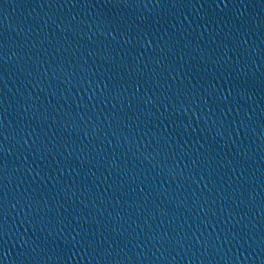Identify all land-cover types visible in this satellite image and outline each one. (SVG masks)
I'll return each mask as SVG.
<instances>
[{"label": "water", "instance_id": "1", "mask_svg": "<svg viewBox=\"0 0 264 264\" xmlns=\"http://www.w3.org/2000/svg\"><path fill=\"white\" fill-rule=\"evenodd\" d=\"M0 264H264V0H0Z\"/></svg>", "mask_w": 264, "mask_h": 264}]
</instances>
